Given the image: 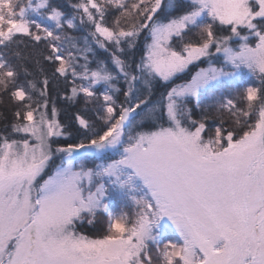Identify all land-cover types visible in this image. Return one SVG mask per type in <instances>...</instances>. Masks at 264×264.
<instances>
[{"label": "snow or ice", "instance_id": "6c2138e0", "mask_svg": "<svg viewBox=\"0 0 264 264\" xmlns=\"http://www.w3.org/2000/svg\"><path fill=\"white\" fill-rule=\"evenodd\" d=\"M0 108V264H264V0H0Z\"/></svg>", "mask_w": 264, "mask_h": 264}, {"label": "trees", "instance_id": "16d2710c", "mask_svg": "<svg viewBox=\"0 0 264 264\" xmlns=\"http://www.w3.org/2000/svg\"><path fill=\"white\" fill-rule=\"evenodd\" d=\"M178 82V81H177ZM65 107H67V105H65ZM3 109L2 108H0V111H2ZM70 111L72 110V109H69ZM61 119H65V115L64 114H62L61 115ZM103 219V218H102Z\"/></svg>", "mask_w": 264, "mask_h": 264}]
</instances>
